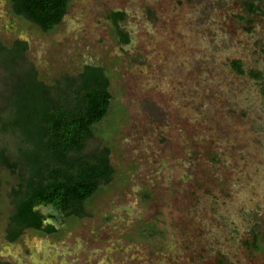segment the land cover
Instances as JSON below:
<instances>
[{
	"label": "rangeland",
	"instance_id": "rangeland-1",
	"mask_svg": "<svg viewBox=\"0 0 264 264\" xmlns=\"http://www.w3.org/2000/svg\"><path fill=\"white\" fill-rule=\"evenodd\" d=\"M112 11L125 14L127 45ZM16 41L27 45L16 72L32 67L54 90L83 65L104 68L112 100L85 152L107 146L114 174L84 218L47 208L56 233L26 230L9 244L19 171L0 166V259L264 264V0H69L48 32L0 0V42ZM9 77L0 62L2 117ZM17 137L0 129L12 162Z\"/></svg>",
	"mask_w": 264,
	"mask_h": 264
},
{
	"label": "trees",
	"instance_id": "trees-1",
	"mask_svg": "<svg viewBox=\"0 0 264 264\" xmlns=\"http://www.w3.org/2000/svg\"><path fill=\"white\" fill-rule=\"evenodd\" d=\"M68 6L69 0H12L14 14L44 32L61 23ZM124 16L120 11L108 16L121 45L130 43L128 32L120 26ZM26 49L22 41L11 48L0 42V62L10 74L12 92L8 113L0 116V129L20 140L14 162L5 149L0 151V166L19 171V183L11 192L14 211L6 230L9 242L17 241L26 229L48 235L57 232L53 224L44 226L47 218L54 217L42 215L38 207H50L66 218H84L87 200L114 174L107 146L85 152L94 138V126L106 117L112 100L104 68L83 65L77 76L57 81L54 90L38 79L32 67L16 72ZM233 66L241 71L237 63Z\"/></svg>",
	"mask_w": 264,
	"mask_h": 264
},
{
	"label": "flooded vegetation",
	"instance_id": "flooded-vegetation-1",
	"mask_svg": "<svg viewBox=\"0 0 264 264\" xmlns=\"http://www.w3.org/2000/svg\"><path fill=\"white\" fill-rule=\"evenodd\" d=\"M114 12H116V11H114ZM67 14V13H66ZM65 17V16H64ZM64 17L62 18V20L61 21H63V19H64ZM48 209H51L50 207H47ZM47 208H43L42 207V210H44L45 212H42V210H41V214L42 215H44V216H49V217H54V220H52V219H49V218H47L46 220H45V222H44V226H46L47 224H53V221H55L56 219H57V216H55L53 213H51V212H48L47 211ZM41 209V208H40ZM54 225V224H53ZM55 227H56V225H54ZM57 229V228H56ZM26 230H30V229H26ZM26 230H24V232L26 231ZM23 232V233H24ZM23 235V234H22ZM21 235V236H22ZM5 239H6V241L7 242H9L8 240H7V237H6V235H5ZM10 243H12V242H9V244ZM0 264H11L9 261H7V260H2V259H0Z\"/></svg>",
	"mask_w": 264,
	"mask_h": 264
}]
</instances>
